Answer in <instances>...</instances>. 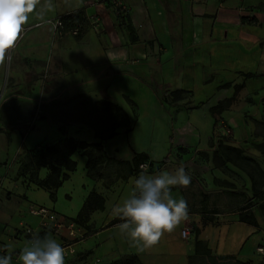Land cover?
<instances>
[{
	"label": "crops",
	"instance_id": "obj_1",
	"mask_svg": "<svg viewBox=\"0 0 264 264\" xmlns=\"http://www.w3.org/2000/svg\"><path fill=\"white\" fill-rule=\"evenodd\" d=\"M123 1L129 11L125 21L100 3L51 0L52 6L47 7L41 0L10 50L8 67L0 68V255H7L6 245L11 244L13 264H19V250L28 238L24 229L30 227L41 237L51 232L62 246L75 248L97 236L93 243L109 249L105 256L109 261L133 254L143 264H188L190 256L200 258L201 264L230 260L259 264L257 249L264 241V229L256 214L257 226L239 221V210L230 217L205 218L188 203L193 195L191 184L173 189L174 195L186 199L188 219L151 249L131 247L116 227L120 223L108 222L118 215L115 206L128 196L133 179L141 172L157 174L183 165L192 178L187 165L195 166L191 160L198 155L193 157L191 150L206 145L216 118L225 121L233 114L228 109L211 113L209 107L230 97L234 85L245 82L243 74L264 77V0ZM77 10L86 19L82 31L72 35L61 29L55 34L51 22ZM95 16L102 24L100 30L92 26ZM155 76L164 90L161 94L147 85ZM43 79L49 81L48 92L43 90ZM225 82L231 85L221 87ZM167 89L190 90L189 99L195 105L204 104L187 108L184 98L169 106L161 101ZM76 94L116 103L133 127L128 132L119 127L116 135L102 141L108 159L97 166L93 177L87 175L86 157L81 150L75 151L76 168L51 200L48 191L27 174H17L19 154L24 148H38L69 136L89 143L99 141L89 125L72 119L76 116L65 110L70 107L75 112ZM126 98L148 104L155 112L139 111L134 120ZM6 101L11 102L3 109ZM57 101L68 103L59 109L47 107ZM43 110L47 117L39 118ZM59 124H64L65 132L59 130ZM136 154H146V159L137 165ZM165 156L167 161L161 162ZM46 175L44 167L37 171L39 179ZM92 190L104 198V209L91 212L86 225L107 227L90 234L88 228L78 226L85 233L78 241H68L49 218L42 221L29 212L33 205L42 206L65 225ZM182 228L188 229L187 238L181 236ZM196 241L209 250L208 255L195 253Z\"/></svg>",
	"mask_w": 264,
	"mask_h": 264
},
{
	"label": "rangeland",
	"instance_id": "obj_2",
	"mask_svg": "<svg viewBox=\"0 0 264 264\" xmlns=\"http://www.w3.org/2000/svg\"><path fill=\"white\" fill-rule=\"evenodd\" d=\"M8 64H6V68ZM253 76H245V82L241 85L244 88L235 89L233 87L230 91V97L220 100L224 102L221 111L228 109L233 114H230L225 121L216 118L206 145L191 150L193 157L198 155V159L191 160L195 166L187 165L189 173L192 174L191 191L193 192L188 203L191 209L203 217L219 219L222 216L230 217L229 214L237 212L241 206L251 201L253 203L252 210L258 218L261 228L264 229V215L259 211L260 204H264V153L261 152V144H264V87H262L264 86V77ZM157 79L156 76L152 77L147 85L161 94L164 90L160 89ZM43 81V90L48 92L49 81L47 79H43ZM184 95L188 99L184 105L187 108H192L195 105L189 99L192 92ZM203 104L200 102L197 107ZM65 110L71 115L75 113L70 107ZM139 111L155 112L148 104L136 103L135 113L137 114ZM219 142L241 148L242 155L252 158L255 162L239 161V165L226 162L220 167H215L212 157ZM250 175L254 179V187H252ZM212 211H218L217 214L219 215L212 214ZM98 216L100 215L96 217L99 218ZM106 227H97L92 223L88 225V233L93 234V232L102 231ZM76 229L75 235L77 237L75 238L68 236L66 228L60 232L69 238L68 241L73 242L83 239L85 235L81 228L76 227ZM94 238L97 236L89 239V241L84 240L76 248L72 246L73 251L66 249L65 264H108L116 260H107L105 256H108L109 249L106 247L98 248L101 243L94 245ZM63 247H65L64 244ZM259 247L261 248L257 249L261 256L259 264H264V241L259 244ZM93 253H95L94 256ZM221 264L236 263L230 260L221 262Z\"/></svg>",
	"mask_w": 264,
	"mask_h": 264
},
{
	"label": "trees",
	"instance_id": "obj_3",
	"mask_svg": "<svg viewBox=\"0 0 264 264\" xmlns=\"http://www.w3.org/2000/svg\"><path fill=\"white\" fill-rule=\"evenodd\" d=\"M127 17L116 18L121 21H125L127 20ZM60 19L63 25L62 31H69L72 27L76 26L79 27V33L82 31L84 22L86 20L82 10L65 13L60 16ZM243 75L251 76L252 74L245 73ZM230 85L231 83L225 82L221 85V87H228ZM240 87L241 85H234L235 89ZM185 93L191 94V92L185 89L166 90L162 95L161 101L168 104L169 106H175L179 101L185 98ZM73 99H77V101L75 103V113L73 114L76 117H73L72 119L78 118L80 121H83L89 125L93 129L95 137L99 138V141L89 143L84 140H76L69 136L57 140L52 144L41 145L38 148H24L19 154L20 158L17 174L20 176H25L27 174L28 178L33 179L37 186L48 191L51 200H54L55 198V190L62 184L63 181L69 178V172L74 171L76 168V161L72 159V154L75 151L81 150V154L86 157L85 167L87 175L93 177L97 166L108 159L105 155L102 141L110 139L116 135L117 129L119 127H123L125 132H128L133 127V122L129 119L127 113L119 105L112 101L105 99L93 100L89 95L86 94H76L73 96ZM126 99L132 107L133 117L135 120L137 118V114L135 113L136 103L129 98ZM10 102L11 101H6L2 105V108L6 109L8 103ZM67 103L68 101L51 102L47 107L59 109L58 106L66 105ZM223 104V101H219L216 105L211 106L209 111L211 113L220 112L224 107ZM196 107L197 105L192 106V108ZM77 113L79 115H77ZM46 117V112L43 110V112L39 114V118ZM5 123L8 122L5 121ZM58 127L61 132H65L64 124H59ZM261 152L264 153V144H261ZM135 157V161L138 165L140 161L146 159V154H136ZM167 159L168 156H165L161 162H165ZM239 161L255 162L252 158L242 155L241 148L223 144L222 142H219L217 148L213 151L212 162L215 167H220L226 162L239 165ZM43 167L47 169V175L44 178L39 179L37 178V171ZM250 179L252 182V187H254V179L251 175ZM252 206L253 203L251 201H248L243 206H241L238 212V220L257 226L258 221L254 212L252 211ZM103 209L104 198L92 190L88 193L76 216L74 218L68 219L79 227L88 228L86 223L89 220V215L91 212ZM259 211L262 213V215H264V204H260ZM212 213H216V211H212ZM121 222L123 221L117 215L108 222V225ZM195 246L196 254H209V250L206 247L201 246L199 241L195 242ZM199 259L200 258L190 256L188 264H201V260L199 261ZM108 264L143 263L136 255L128 254Z\"/></svg>",
	"mask_w": 264,
	"mask_h": 264
},
{
	"label": "clouds",
	"instance_id": "obj_4",
	"mask_svg": "<svg viewBox=\"0 0 264 264\" xmlns=\"http://www.w3.org/2000/svg\"><path fill=\"white\" fill-rule=\"evenodd\" d=\"M41 0H0V68L10 63V50L16 42ZM51 7V0H45ZM191 176L181 165L174 171L167 169L157 174L141 172L133 179V188L115 212L123 221L116 225L121 235L128 238L131 247L145 251L157 246L165 234H170L188 219L189 208L183 196L173 194L177 187L187 188ZM12 245L7 255H0V264H13ZM66 249L51 232L39 234L20 248L19 264H65Z\"/></svg>",
	"mask_w": 264,
	"mask_h": 264
},
{
	"label": "built area",
	"instance_id": "obj_5",
	"mask_svg": "<svg viewBox=\"0 0 264 264\" xmlns=\"http://www.w3.org/2000/svg\"><path fill=\"white\" fill-rule=\"evenodd\" d=\"M86 1L103 4L112 12V14L115 17L126 18L128 16V13H129L128 8L125 5L123 0H86ZM91 22H92V26L95 27L97 30H100L102 28V24H101V22L97 16L93 17ZM51 23H52L54 33L59 34L60 30L63 27L60 16L57 17L55 20H53ZM69 32L72 35H76L79 33V27H76V26L72 27L69 30ZM140 167L145 169L143 167V164H141ZM1 183H2V179L0 177V186H1ZM29 212L31 214H34V215H39L41 217L42 221H44L46 218H49L51 221L54 222V228L57 230L58 233L61 231V228L65 226V228L68 230L67 231L68 236H70V237L72 236V238L77 237L75 235V233L77 230L76 227H78V226L74 222L67 221V223L64 225L63 223L58 222L56 220V216L53 213L49 212L48 209H46L42 206H34L33 205L29 209ZM46 226H47V223H44L43 228H47ZM24 233L26 235H28L27 241L30 240L33 237V235L36 234L35 230L30 228V227H26L24 229ZM180 233H181V236L183 238H187L189 235V231L187 228H182ZM64 246H65L64 247L65 249L73 251L72 244H65ZM259 249H261V248H259Z\"/></svg>",
	"mask_w": 264,
	"mask_h": 264
}]
</instances>
